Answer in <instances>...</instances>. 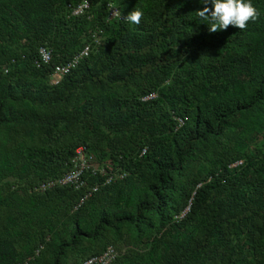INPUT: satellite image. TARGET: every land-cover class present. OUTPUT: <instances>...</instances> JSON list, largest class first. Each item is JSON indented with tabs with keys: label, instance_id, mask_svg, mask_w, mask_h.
<instances>
[{
	"label": "trees",
	"instance_id": "trees-1",
	"mask_svg": "<svg viewBox=\"0 0 264 264\" xmlns=\"http://www.w3.org/2000/svg\"><path fill=\"white\" fill-rule=\"evenodd\" d=\"M81 1L0 0V264H264V0Z\"/></svg>",
	"mask_w": 264,
	"mask_h": 264
},
{
	"label": "clouds",
	"instance_id": "clouds-1",
	"mask_svg": "<svg viewBox=\"0 0 264 264\" xmlns=\"http://www.w3.org/2000/svg\"><path fill=\"white\" fill-rule=\"evenodd\" d=\"M199 3L204 7L196 11L195 14L207 22L208 31L211 33L226 30L229 26L243 31L247 28L249 21H255L259 16L258 10L251 0H199ZM209 4L211 7L208 6ZM116 10L118 13L117 8ZM143 17L144 11L140 8H133L123 16L127 22L135 25H139Z\"/></svg>",
	"mask_w": 264,
	"mask_h": 264
},
{
	"label": "built area",
	"instance_id": "built-area-1",
	"mask_svg": "<svg viewBox=\"0 0 264 264\" xmlns=\"http://www.w3.org/2000/svg\"><path fill=\"white\" fill-rule=\"evenodd\" d=\"M88 2L87 0H82L73 10H72V14L77 15L80 14L84 11V9L87 7ZM108 6L110 7V12H109V16L110 17H116L117 16V10L115 7L111 6L110 4H108ZM38 54L41 58V61L46 63L49 61L50 58V54L49 51L46 50L45 47L41 46L38 49ZM87 54V47L84 48L80 53L77 54L76 57H74V60L64 64V65H57L55 67V75L58 77L61 73H65L69 70V67L73 64H75L77 62V58L82 56V55H86ZM152 96V95H150ZM148 96V97H150ZM145 149H143L142 152H144ZM78 152H80V156L78 157V160H80L79 165H75L76 168L70 170L69 172H67L66 174L63 175V177L57 179V180H49L45 183H41L40 184V188L41 189H45L48 187L53 186L56 182L57 183H69V184H75V187H78L79 185H83V180L81 178V174L83 172V169L86 167L87 162L84 158L83 153H81L82 151V147H79L77 149ZM101 172H103L101 170ZM111 179V177H108V180ZM95 189V188H94ZM115 256V250L113 248H108L106 249L103 253L99 254V255H94L91 256L89 258H87L82 264H108L111 260L114 259Z\"/></svg>",
	"mask_w": 264,
	"mask_h": 264
}]
</instances>
